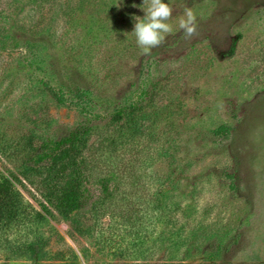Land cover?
<instances>
[{
    "label": "rangeland",
    "instance_id": "obj_1",
    "mask_svg": "<svg viewBox=\"0 0 264 264\" xmlns=\"http://www.w3.org/2000/svg\"><path fill=\"white\" fill-rule=\"evenodd\" d=\"M3 177L0 264H264V0H0Z\"/></svg>",
    "mask_w": 264,
    "mask_h": 264
},
{
    "label": "trees",
    "instance_id": "obj_2",
    "mask_svg": "<svg viewBox=\"0 0 264 264\" xmlns=\"http://www.w3.org/2000/svg\"><path fill=\"white\" fill-rule=\"evenodd\" d=\"M61 100H65L61 98ZM229 128L226 126H221L216 132L217 133H227ZM64 145V151H56L54 156L57 158L64 153V159H61L62 169H64V175L67 179L64 182V187L60 188V191L52 194L50 197V202L57 207L60 211L64 213H69L76 210L83 209L87 204L89 197L83 192L82 180H81V161L77 154H72L71 149L76 148V144L73 141H68ZM53 163L56 166V159ZM15 186L14 182L8 178L3 177L0 179V215L4 210L8 208L13 209L15 207Z\"/></svg>",
    "mask_w": 264,
    "mask_h": 264
}]
</instances>
